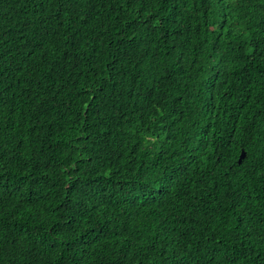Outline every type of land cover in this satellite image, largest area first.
I'll return each instance as SVG.
<instances>
[{
    "label": "trees",
    "instance_id": "16d2710c",
    "mask_svg": "<svg viewBox=\"0 0 264 264\" xmlns=\"http://www.w3.org/2000/svg\"><path fill=\"white\" fill-rule=\"evenodd\" d=\"M0 264H264V0H0Z\"/></svg>",
    "mask_w": 264,
    "mask_h": 264
},
{
    "label": "water",
    "instance_id": "95a60500",
    "mask_svg": "<svg viewBox=\"0 0 264 264\" xmlns=\"http://www.w3.org/2000/svg\"><path fill=\"white\" fill-rule=\"evenodd\" d=\"M243 158H244V153L242 152L241 155H240L239 162H240V160L243 159Z\"/></svg>",
    "mask_w": 264,
    "mask_h": 264
}]
</instances>
